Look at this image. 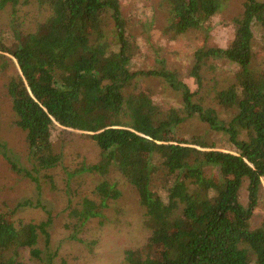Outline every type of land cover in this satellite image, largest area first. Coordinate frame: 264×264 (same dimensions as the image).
Wrapping results in <instances>:
<instances>
[{"label":"trees","instance_id":"16d2710c","mask_svg":"<svg viewBox=\"0 0 264 264\" xmlns=\"http://www.w3.org/2000/svg\"><path fill=\"white\" fill-rule=\"evenodd\" d=\"M164 1L166 31L177 37L204 29L229 0ZM29 6L47 15L26 33L17 29V13ZM6 7L10 29L0 33V66L6 69L2 60L8 55L18 67L7 93L32 166L12 168L39 189V175L61 160L52 143L57 127L82 132L100 150L97 163L68 175L98 176L93 198L69 206L71 229L84 232L91 220L102 219L109 201L121 197L108 179L115 171L136 192L149 230L145 245L125 250V264H264V218L251 227L264 205V57L262 68L252 67L255 33L264 32V0L242 1L226 47L194 52L190 75L196 91L166 68L131 69L136 39L119 0H0V10ZM220 62L236 67L232 81L211 98L226 118L202 93L206 74ZM149 77L163 79L180 95L179 108H163L139 86ZM190 118L204 123L220 143L180 134ZM13 216L14 211L0 213V264H23L21 251L41 259L36 246L40 235L48 238L50 221L17 223Z\"/></svg>","mask_w":264,"mask_h":264},{"label":"rangeland","instance_id":"374dc122","mask_svg":"<svg viewBox=\"0 0 264 264\" xmlns=\"http://www.w3.org/2000/svg\"><path fill=\"white\" fill-rule=\"evenodd\" d=\"M123 15L130 21V31L136 39V55L131 62L133 71H148L166 68L177 74L180 81L196 91L197 84L190 75L194 63V52L202 47H226L233 38L234 29L231 20L242 11L243 0H229L221 12L212 17L204 29L190 31L173 37L166 31L169 20V7L164 0H119ZM263 1V0H258ZM10 8L0 10V33L10 29ZM47 12L34 6L24 7L17 13L18 30L34 32ZM6 36V33L3 34ZM256 53L252 67L262 68L264 57V32L257 31L253 40ZM6 69L0 66V213L14 211L12 217L17 223H35L50 221L46 228L48 238L39 236L37 248L42 251L41 259L31 258L28 251H21L18 261L23 264H125L124 252L146 244L149 230L145 226L144 211L140 207L134 189L115 171L108 179L117 184L121 197L109 201L103 210L102 219H94L86 224L84 232L71 229L69 206L73 207L84 196L93 198L98 176L88 173L73 175L81 165L95 164L100 160V150L82 132L64 130L57 127L53 131L54 150L60 155L59 165L39 176L38 189L35 182L12 168L30 170L25 133L15 125V115L7 93V83L18 67L11 56L6 55ZM1 61V62H2ZM219 69L205 76L206 101L226 116L211 100L214 92L227 86L231 73L236 67L226 62L218 64ZM139 86L149 91L153 100L163 108H179L180 95L174 92L163 79L157 77L142 78ZM185 137L201 136L209 143L219 144V138L208 127L194 119H188L178 131ZM6 152L12 162L3 154ZM211 170H208L210 173ZM264 199V178H262ZM70 201L72 202L70 204ZM242 201L246 202V190L242 192ZM264 218V205H260L253 215L251 227H258ZM103 221V224H99ZM76 238L73 239L72 237Z\"/></svg>","mask_w":264,"mask_h":264}]
</instances>
